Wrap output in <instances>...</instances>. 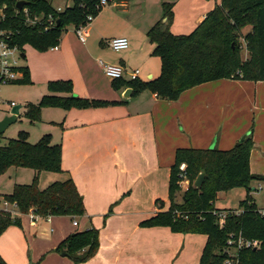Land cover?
<instances>
[{
  "label": "crops",
  "instance_id": "obj_1",
  "mask_svg": "<svg viewBox=\"0 0 264 264\" xmlns=\"http://www.w3.org/2000/svg\"><path fill=\"white\" fill-rule=\"evenodd\" d=\"M169 3L175 4L172 33L188 35L221 5L222 0ZM115 6L127 9L128 4L123 1ZM180 12L186 27L179 25ZM100 15L97 22L102 20ZM154 19L150 18L152 26L148 31L162 18ZM96 26L95 32L99 29L98 24ZM74 31L67 30V34H63L58 50L38 52L37 56H54V66L48 68L46 76L39 81L46 85L71 81L74 94L82 99L118 103L65 111L59 127L64 173H53L56 176L50 182L71 177L84 198L87 214L79 220L78 226L73 224L77 228L73 233L91 228L100 232L98 254L83 264H200L207 236L177 234L164 227L142 228L141 223L168 210L171 168L178 149L228 151L253 128L251 173L264 177V82L222 80L207 83L187 90L177 101L159 99L149 91L135 94L134 89L126 87L120 91L114 89L115 99L103 100L91 89L89 76L79 67V59H90L92 53L96 54L106 59L98 63L103 61L123 67L127 73L125 81L131 82L128 74L139 70V81L145 83L160 77L155 76L158 68L148 65L155 56V46L147 37L153 48L150 53L145 47L134 50L130 43L122 55L113 57L105 51H91L88 42L82 43ZM101 37L102 46L110 48V40L125 37L132 42L134 33L125 29ZM29 47L26 46L25 51ZM157 60L162 64L159 57ZM37 62L44 65V61L38 59ZM28 68L34 80V68L31 64ZM129 90L132 94L127 96ZM53 143L56 144L54 137ZM33 172L35 177L37 173ZM238 190L242 196L236 204L216 201L215 208L239 209L247 193L244 189ZM158 201L165 203L163 209L157 205ZM55 218L51 217L49 223H55ZM31 224L26 216L22 228L11 227L0 237V257L7 264H74L69 258L53 252L60 243L51 247L36 239L38 242L31 244L29 232L33 230L32 225L36 226ZM66 232L62 230L56 242L73 234L68 232L66 236Z\"/></svg>",
  "mask_w": 264,
  "mask_h": 264
},
{
  "label": "trees",
  "instance_id": "obj_2",
  "mask_svg": "<svg viewBox=\"0 0 264 264\" xmlns=\"http://www.w3.org/2000/svg\"><path fill=\"white\" fill-rule=\"evenodd\" d=\"M19 1L0 0V5L7 8L6 27L13 32L12 46H17L25 54L26 46L40 53L59 46L69 26L76 30L86 25L89 15L97 18L101 0H74L72 7L60 13L50 0H28L30 4L24 8L29 10L30 17L42 19V24L35 26L27 24L23 10L18 11ZM174 6L173 3L163 4L162 19L147 34L155 46L154 55L162 62L160 77L145 83L114 80L115 90L129 87L135 94L149 91L159 99L177 101L187 90L207 83L222 80L264 82V0H222L221 5L188 35H175L171 31ZM50 17L55 20L54 26L45 32ZM241 39L249 53L246 60L242 58ZM22 70L24 77L13 84L31 83L29 68L23 67ZM48 88L49 94L40 102L29 103L25 107V117L32 124L42 121L45 108L67 112L118 104L82 99L74 94L71 81L50 82ZM253 132L228 151L178 149L170 175V206L167 211L142 222L141 227H164L177 234L207 236L200 264H225L227 256L223 252L228 240L232 235H242L246 240L259 241L260 247L240 252L239 264H264V216L259 213L251 194L253 183L263 182L264 177L252 174L250 170ZM2 138L0 135V141ZM62 153V144H54L50 135L35 145L29 143L25 132L4 145L0 142V177L12 168H26L37 173L31 184L16 185L11 194L0 193V237L11 227L22 228L23 218L31 213L43 219L69 217L73 221L86 216L84 198L71 177L53 182L44 189L39 186L42 173H64ZM183 164L186 165L189 185L182 202H177ZM201 174L205 175V181L201 188H196L195 182ZM240 188L246 190L247 196L239 209L215 208L219 193ZM158 204L161 209L165 206L163 201H158ZM221 213L227 214L222 227ZM99 249L100 232L91 228L71 234L53 252L69 258L74 264H83L92 260ZM0 264L7 263L0 257Z\"/></svg>",
  "mask_w": 264,
  "mask_h": 264
},
{
  "label": "rangeland",
  "instance_id": "obj_3",
  "mask_svg": "<svg viewBox=\"0 0 264 264\" xmlns=\"http://www.w3.org/2000/svg\"><path fill=\"white\" fill-rule=\"evenodd\" d=\"M50 1H52L55 9L61 8L65 10L68 7H72L74 4V0ZM123 1H126L128 4L127 9L115 6L116 4H119ZM175 1L176 0H116L114 3H110L109 6L99 10V15L101 14L100 16H102V20H99L97 22L98 18L95 19L85 29V31L88 33V47L93 52L105 51L107 54L112 55L113 57H118L119 55H122L123 52L116 53L113 52L110 48L102 46L101 43L103 39L101 36L102 34L104 36L116 34L119 31L127 29L130 32L134 33L135 38L132 37L133 43L130 42L131 47L134 50H139L143 47H145V51L146 49L148 51L152 50L153 48L150 46L146 36V32L148 31L150 26H152L150 25V18H156L154 20H160L163 15V3ZM182 17L183 14L181 13L179 16V25L183 24V26H185V20L184 17ZM96 24H98L99 29L95 32V27H97ZM74 29V26H69L67 28V30L69 31H74ZM67 30L63 34H67ZM189 32L190 31H187V33ZM104 39H106V37H104ZM105 42L106 41H104V43ZM240 43L243 47L242 58L246 60V58L249 57V53L246 50V45L243 39L240 40ZM50 51L51 50L45 53H48ZM38 52L39 51H37L33 47H29L25 51L27 59L22 60L21 58H19L20 66L28 67L29 64H31L34 68V80H31L30 84H0V101H2L0 104V122L3 121L5 117L9 116L16 106L22 107L20 113L21 116H19L17 118V121L12 124L3 134V138L0 141L3 145L8 140L18 139L20 133L22 132L28 133V141L32 145L37 144L44 136L47 135H50L52 140L54 137L56 144L60 143L59 136L61 129L59 127L62 126L61 123L63 122L65 114L64 110L56 108H45L42 111V121L36 124H32L25 117L24 111L27 104H37L43 96L49 94L48 84L46 85L45 83H42L39 80H42L43 77L46 76L48 68L54 66L52 63L54 61V56H51L50 54H45L44 56H37ZM38 59L44 61V65L39 64V62H37ZM100 59L106 61L104 57H98V55L92 53L90 59H79V67H81L85 74L87 73V75L89 76V84H91V89L95 92H98L100 94L99 96H101V98H104L103 100L115 99V90L112 85L113 80L107 78L104 74L103 69L98 63ZM148 65L149 67L158 68L155 73L156 77L161 75L162 64L159 63L157 57L153 56L152 60L149 61ZM43 91L44 93H42ZM11 103H14V107H11ZM251 130L248 131V133H250ZM33 173V170L26 168H20L18 170H16L15 168L10 169L0 177V192L9 194L12 193L17 184H31L34 178ZM55 176V174L49 172L42 173L39 179L40 188L44 189L48 187L51 184L50 180H52V178H54ZM185 185V183L182 186L180 185L181 190L176 195L177 202H182L183 194L185 191L184 189L186 188ZM251 188L253 189L251 194L254 198V201L256 202L258 209L264 210V181L254 182ZM240 193L241 191H239L238 189L229 191V193H219V199L216 201H219L220 203L225 202V204L234 205L238 202L237 200L239 199V197L242 196ZM79 220L80 219H76L75 221L79 222ZM55 221V223L50 224L47 219L38 218L36 226L31 224L33 230L29 232L30 243L33 244L39 241L45 246L53 247V244H56L54 246H57L59 243H61L60 241H56L60 236H62V230L66 229V233H73L77 230V228L73 225L75 221L71 220L69 217H56ZM52 229H54L55 232H52ZM80 229H82V227H80ZM35 234H37V236H35ZM69 234L70 233H68L66 236H68Z\"/></svg>",
  "mask_w": 264,
  "mask_h": 264
},
{
  "label": "built area",
  "instance_id": "obj_4",
  "mask_svg": "<svg viewBox=\"0 0 264 264\" xmlns=\"http://www.w3.org/2000/svg\"><path fill=\"white\" fill-rule=\"evenodd\" d=\"M116 0H101L97 9H102L104 7L109 6L110 3H114ZM58 13L63 12L64 10L61 8L56 9ZM20 12V11H19ZM25 16L27 17L26 21L28 25L35 26L41 25L42 19L40 17H36L32 19L30 17L29 10L27 8L23 9ZM95 20L93 15H89L87 17L86 25L80 26L75 30L79 40L82 43L87 42L88 33L85 31L87 26L91 24ZM8 22V14L7 8L5 6L0 5V84L9 85L13 84L24 77V72L22 70V66H20L19 58H21L22 51L17 46H12L13 42V32L7 29L6 25ZM55 20L50 17L48 26L45 28V32H47L52 26H54ZM108 46L114 52H122L128 50L130 47L129 39L125 37L114 38L108 42ZM53 51L58 50V46L52 49ZM22 59V58H21ZM100 67L103 69L104 74L107 78L111 80H124L126 78V71L121 66L108 65L103 61L99 62ZM130 81L139 80L140 71L136 70L128 74ZM2 101H0L1 104ZM11 107H14V103L10 104ZM181 170V183L180 185L186 184V190L188 188L189 182L186 173V165L183 164L180 167ZM8 206L7 204H5ZM259 213L264 216V210L260 209ZM240 214V211L237 212ZM220 216V225L224 226L225 220L227 218L226 213L219 214ZM32 224H36L38 220V216L34 213L28 215ZM49 222L51 221V217L47 219ZM75 226H78V222H74ZM260 247V242L257 240H246L242 235L235 236L232 235L231 238L227 242V247L224 250V255L227 256L225 264H239V255L243 250L249 249H258Z\"/></svg>",
  "mask_w": 264,
  "mask_h": 264
},
{
  "label": "water",
  "instance_id": "obj_5",
  "mask_svg": "<svg viewBox=\"0 0 264 264\" xmlns=\"http://www.w3.org/2000/svg\"><path fill=\"white\" fill-rule=\"evenodd\" d=\"M30 4V2L28 0H20L18 3H17V9L18 11H22L24 9V7L28 6ZM21 58L22 60H25L26 59V56L24 53L21 54ZM131 95L132 94V91L129 90L128 93L126 94L127 96L128 95ZM22 107L21 106H16L11 114L7 117L4 118L3 121L0 122V135H3L7 129L12 125L14 124L16 121H17V118L21 115L20 114V111H21ZM251 135V132L246 134L242 139H241V142L245 141L249 136ZM205 181V175L204 174H201L199 176V178L197 179V181L195 182V187L196 188H201L203 183Z\"/></svg>",
  "mask_w": 264,
  "mask_h": 264
}]
</instances>
